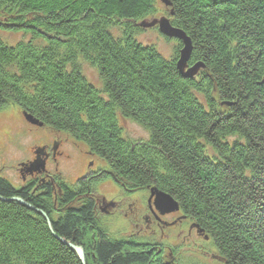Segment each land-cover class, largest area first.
Wrapping results in <instances>:
<instances>
[{
  "label": "trees",
  "instance_id": "trees-1",
  "mask_svg": "<svg viewBox=\"0 0 264 264\" xmlns=\"http://www.w3.org/2000/svg\"><path fill=\"white\" fill-rule=\"evenodd\" d=\"M170 1L173 25L194 44L191 65H205L193 80L136 39L157 0H0V15L11 17L0 29L30 37L14 48L0 40V110L15 104L83 142L119 181L174 197L226 264H264V0ZM80 58L99 71L107 102L82 76ZM119 114L150 131L151 142L123 140ZM98 181L63 186L59 206L68 209L51 219L54 235L36 213L51 218V193L32 197L0 179L1 198L35 210L0 201V264H82L57 237L81 247L86 264H147L129 252L134 242L99 230L85 200Z\"/></svg>",
  "mask_w": 264,
  "mask_h": 264
},
{
  "label": "rangeland",
  "instance_id": "rangeland-1",
  "mask_svg": "<svg viewBox=\"0 0 264 264\" xmlns=\"http://www.w3.org/2000/svg\"><path fill=\"white\" fill-rule=\"evenodd\" d=\"M168 2L170 6H167L164 0H157L155 14L143 22L156 25L152 28L141 27L136 39L143 46H154L166 60L174 61L177 70L180 64L179 56L185 50L186 44L178 38L162 34L158 23L167 20L172 29L185 35L191 43L192 54L194 44L185 31L173 25L175 11L171 1ZM10 18L0 15V23L8 24ZM111 33L116 39H121V26L113 28ZM0 40L6 46L14 48L21 42H29L30 37L23 32L9 33L0 29ZM79 62L82 76L107 102L108 98L102 94L103 84L99 71L82 58ZM199 64L205 71L202 62H196L192 66L196 67ZM187 68L192 69L188 64ZM201 74L196 71L194 75ZM199 100L205 105L202 96H199ZM222 104L223 110L230 107V103ZM33 119L36 122L33 123ZM118 121L123 140L130 143L133 148L151 142L150 131L122 117L121 114ZM234 138L236 139L229 141L232 143L239 139ZM47 152L50 153L48 156ZM57 152L55 159L53 157ZM205 152L210 158L216 159L210 147L206 146ZM41 168L43 170L38 171ZM93 177L99 178V181L90 189L85 200L95 204L94 215L105 238L111 241L134 242L139 248H130L129 252L132 255L139 252L143 253L140 255L144 257L148 256L147 264H226L213 237L206 233L200 223L185 213L174 197L155 186L134 189L131 184L119 181L108 164L94 155L83 142L65 132L54 131L19 106L10 103L0 110V179L9 182L16 191L30 189L32 197L43 199L46 194L51 193L53 199L51 218L44 211L36 213L44 218L52 234L55 235L51 219L58 221L68 209L59 206L64 193L63 186L75 189L81 181ZM157 192L170 196L177 204V211L163 207L162 200L157 199ZM0 201L20 205L24 203L26 206L22 205L23 207L35 211L20 198L6 200L0 197ZM80 205V202L75 203L71 209L77 210ZM145 218H149V221ZM94 231L93 239L101 237L96 234V230ZM57 239L73 250L79 259L83 256L82 264H86V254L81 247L66 239L59 237Z\"/></svg>",
  "mask_w": 264,
  "mask_h": 264
},
{
  "label": "water",
  "instance_id": "water-1",
  "mask_svg": "<svg viewBox=\"0 0 264 264\" xmlns=\"http://www.w3.org/2000/svg\"><path fill=\"white\" fill-rule=\"evenodd\" d=\"M164 3L167 6H170L171 5L168 2V0H164ZM158 24L160 25L159 28H160V31H161L162 34H164L165 36L170 37V38H178V39L182 40L186 44L185 50L182 52V54L189 55L191 53V50H192L191 43H190L189 39H187L185 37V35H182L180 32L172 29V27H170L168 25V21L167 20H162V22L160 21ZM155 25H156V23H151V24L142 23L140 26L141 27H144V28H152ZM187 64L188 63H187L186 60L185 61H180L179 68H181L182 66H183L182 68H186L187 67ZM200 67H202L201 64H199V66L194 67L193 69L190 70V73L189 74H193L194 75L196 73V71H198V70L201 69ZM189 74L188 75H185V77H188ZM191 76L192 75H190V77ZM29 119L32 121L31 118H29ZM34 122H36V121L33 119V123ZM156 196H157V199L158 200H162L163 203L161 205L163 207L173 208L175 211H177V204L174 202L173 199H171L170 196L164 195V193H159V192L156 193ZM22 205L26 206V204H24V203H22ZM80 258H81L80 260L82 262L83 256H80Z\"/></svg>",
  "mask_w": 264,
  "mask_h": 264
},
{
  "label": "bare ground",
  "instance_id": "bare-ground-1",
  "mask_svg": "<svg viewBox=\"0 0 264 264\" xmlns=\"http://www.w3.org/2000/svg\"><path fill=\"white\" fill-rule=\"evenodd\" d=\"M179 60L180 61H187V63H188V65H190L191 67H192V69L195 67H193L192 65H191V61H192V53H190L189 55H184V54H182V55H180L179 56ZM183 67V66H182ZM177 68V72L179 73V75L183 78V79H185V80H191L192 78L193 79H195V76L196 75H193V74H189L190 73V70L191 69H188L187 67L186 68ZM198 72L199 73H201V72H203V69H200V71L198 70ZM189 74V76L188 77H185V75H188ZM190 75H192L191 77H190ZM198 76H200V75H198ZM198 76H196V77H198ZM231 106V105H230ZM41 170H43L42 168L40 169V170H38V171H41Z\"/></svg>",
  "mask_w": 264,
  "mask_h": 264
},
{
  "label": "flooded vegetation",
  "instance_id": "flooded-vegetation-1",
  "mask_svg": "<svg viewBox=\"0 0 264 264\" xmlns=\"http://www.w3.org/2000/svg\"><path fill=\"white\" fill-rule=\"evenodd\" d=\"M49 154H50V153H49V152H47V156H48ZM53 154H54V153H53ZM57 154H58V152L54 154V157H53V158H55V159H56V157H55V156H56ZM45 161H46V162H48V160H45ZM46 162H45V164H47ZM45 166H46V165H45ZM155 212H156V211H155ZM157 218H158V220H160V218H159L158 216H157ZM145 220L149 221V218H145ZM173 225H175V224L173 223Z\"/></svg>",
  "mask_w": 264,
  "mask_h": 264
}]
</instances>
